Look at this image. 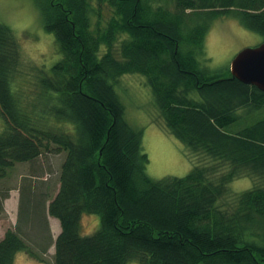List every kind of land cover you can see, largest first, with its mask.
<instances>
[{
    "label": "trees",
    "instance_id": "trees-1",
    "mask_svg": "<svg viewBox=\"0 0 264 264\" xmlns=\"http://www.w3.org/2000/svg\"><path fill=\"white\" fill-rule=\"evenodd\" d=\"M35 4L60 59L39 77L37 100L23 105L13 83L18 44L0 22V178L16 163L30 165L34 177L43 154L62 152L58 190L49 201L39 196L44 226L45 212L60 226L55 238L43 232L53 264H264V91L230 67L202 63L206 33L221 15L264 41V0ZM126 73L145 77L161 126L202 158L186 175L147 174L142 130L126 121L116 90ZM238 177L252 187L226 200ZM31 179L20 201L21 208L28 192L30 211ZM84 214L99 215V224L82 235ZM26 226L19 218L4 232L0 264H14L18 251L33 258L34 249L46 251Z\"/></svg>",
    "mask_w": 264,
    "mask_h": 264
},
{
    "label": "rangeland",
    "instance_id": "rangeland-1",
    "mask_svg": "<svg viewBox=\"0 0 264 264\" xmlns=\"http://www.w3.org/2000/svg\"><path fill=\"white\" fill-rule=\"evenodd\" d=\"M102 13L106 19L111 15L109 10H103ZM0 22L11 28L18 44L20 64L14 74L13 83L19 100L26 106L37 100L40 93L37 90V81L40 76L50 75V68L60 59V54L54 36L43 28L42 16L35 0H0ZM262 41L261 35L245 28L233 15H221L211 23L206 33L202 63L211 70L230 67V62L237 52ZM116 90L124 104L126 121L133 128L142 130V149L148 156L146 172L151 178L184 176L197 161L202 160L201 157L189 153L180 140L161 126L159 112L154 106L152 90L144 76L139 73L123 74L117 80ZM2 125L0 116V128ZM62 159V152L59 154L48 151L40 157L41 162L38 163L34 177L30 165L16 163L8 170L6 178H0V236L2 231L13 228L20 218V227L27 225V237L34 239L39 248L46 247L44 230L48 232L50 238L51 236L55 238L59 232V222L57 223L56 218L45 212L44 219L47 225L44 226L43 208L40 204L43 196L41 199L39 196L46 194L45 201H49L48 198L58 190V172ZM28 179L36 181L29 187L34 192L31 193V201L33 200L34 203L32 211L28 205V192L24 193L20 208L21 194L27 186ZM7 185H10L9 193L12 195L14 192L15 197L11 199L14 205L19 204L17 213L15 211L16 216L14 212L9 211L12 209L11 205L8 211L4 210V202L10 195L8 193L7 196L2 197L1 194H5L2 192ZM252 185L253 181L249 177L233 179L227 185L226 200H229L233 194L251 188ZM14 220L16 224L13 223ZM98 224L99 215L84 214L80 223V233L90 234ZM34 252L38 255L37 258L30 257L25 251L16 252L14 264H53L54 245L46 247L44 253L35 249ZM128 264L141 263L131 261Z\"/></svg>",
    "mask_w": 264,
    "mask_h": 264
},
{
    "label": "water",
    "instance_id": "water-1",
    "mask_svg": "<svg viewBox=\"0 0 264 264\" xmlns=\"http://www.w3.org/2000/svg\"><path fill=\"white\" fill-rule=\"evenodd\" d=\"M232 76L264 91V41L241 49L230 62Z\"/></svg>",
    "mask_w": 264,
    "mask_h": 264
},
{
    "label": "crops",
    "instance_id": "crops-1",
    "mask_svg": "<svg viewBox=\"0 0 264 264\" xmlns=\"http://www.w3.org/2000/svg\"><path fill=\"white\" fill-rule=\"evenodd\" d=\"M14 191V190H13ZM9 193V192H8ZM9 195L10 196H8L7 197V199H6V201L4 202V210L5 211H8V207H9V205H11L12 206V209H9V211H11L12 213L14 212L15 213V211H16V213H17V209H19V204L18 205H14V201H12L11 199H14V192H13V194L11 195V193H9ZM12 197V198H11ZM9 203H12V204H9ZM16 213H15V216H16ZM16 220H14L13 221V223H15L16 224V222H15ZM56 221H57V223H58V220L56 219ZM14 226V225H13ZM58 226H59V223H58ZM59 230H60V226H59ZM58 230V231H59ZM3 234H4V231H2V233H1V236H0V238L3 236Z\"/></svg>",
    "mask_w": 264,
    "mask_h": 264
}]
</instances>
